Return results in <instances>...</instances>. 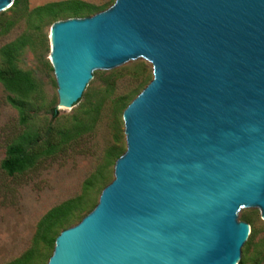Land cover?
Returning a JSON list of instances; mask_svg holds the SVG:
<instances>
[{"label": "water", "instance_id": "95a60500", "mask_svg": "<svg viewBox=\"0 0 264 264\" xmlns=\"http://www.w3.org/2000/svg\"><path fill=\"white\" fill-rule=\"evenodd\" d=\"M48 39L62 108L95 71L143 59L152 80L122 113L112 182L46 264H239V210L264 221V0H115Z\"/></svg>", "mask_w": 264, "mask_h": 264}, {"label": "rangeland", "instance_id": "374dc122", "mask_svg": "<svg viewBox=\"0 0 264 264\" xmlns=\"http://www.w3.org/2000/svg\"><path fill=\"white\" fill-rule=\"evenodd\" d=\"M64 1L69 0H19L26 12L18 13L16 9L0 12V49L20 37L25 38L27 43L19 51L15 66L30 72L36 84L29 113L31 119L25 125L20 124L18 113L8 105L7 93L0 84V163L6 148L22 134L42 135L48 126L67 129L75 117H80L84 110L81 107L88 99L92 102L98 98L109 84H113L114 89L91 130L72 142L65 152L55 158L41 159L34 168L20 175L9 177L0 170V264L18 259L32 248L37 224L50 209L83 196L80 209L58 229L61 233L78 224L95 208L101 192L114 178L115 162L126 150L122 120L126 108L120 116L115 115L111 101L116 97L124 98L127 107L152 80L149 63L143 59L129 61L113 70L95 71L78 103L71 109L60 107L49 61L48 35L54 23L50 19L33 22L28 14L45 4ZM76 1L105 11L115 0ZM113 146L118 149L117 156L109 158L107 164V153ZM91 179L92 186L84 192L85 182ZM237 217L249 226L250 234L253 232V238H248L243 246L240 263L264 264V221L259 211L243 208ZM39 252L41 256L35 264H46L52 251L40 246Z\"/></svg>", "mask_w": 264, "mask_h": 264}, {"label": "trees", "instance_id": "16d2710c", "mask_svg": "<svg viewBox=\"0 0 264 264\" xmlns=\"http://www.w3.org/2000/svg\"><path fill=\"white\" fill-rule=\"evenodd\" d=\"M9 9H16L18 13L26 12L19 5V0H14ZM8 9V10H9ZM104 8H96L76 0L48 3L33 9L28 14V19L41 23L50 19L53 23L75 18H86L95 15ZM27 40L23 37L3 46L0 49V84L7 93L6 100L19 116L21 125L30 121L29 114L32 106L31 100L36 89V84L30 72L22 71L15 66L19 51L25 46ZM114 85H107L100 96L91 102L88 99L80 117H75L69 128L58 130L48 126L42 135L36 132L22 134L15 142L10 144L5 151L4 159L0 163V170L9 177L20 175L34 168L41 159L55 158L65 152L68 146L79 139L93 127L99 111L104 102L112 94ZM112 113L120 116L126 108L124 98H114L111 101ZM53 117L57 116L55 111ZM117 147L113 146L107 153L106 162L111 157L117 156ZM101 171L98 175H101ZM103 173V172H102ZM93 180L85 182L84 192L91 187ZM85 194V193H84ZM83 196L65 201L50 209L38 222L33 245L30 250L20 258L6 264H35L40 255V246L53 252L58 229L80 209ZM253 238L251 232L249 239ZM52 255V253H51ZM50 256L47 259L49 260ZM46 262V263H47ZM239 264H241L239 262Z\"/></svg>", "mask_w": 264, "mask_h": 264}, {"label": "bare ground", "instance_id": "6f19581e", "mask_svg": "<svg viewBox=\"0 0 264 264\" xmlns=\"http://www.w3.org/2000/svg\"><path fill=\"white\" fill-rule=\"evenodd\" d=\"M50 32V31H49Z\"/></svg>", "mask_w": 264, "mask_h": 264}]
</instances>
